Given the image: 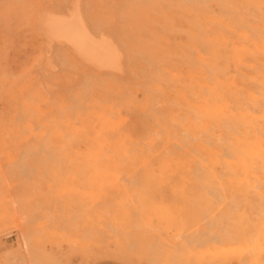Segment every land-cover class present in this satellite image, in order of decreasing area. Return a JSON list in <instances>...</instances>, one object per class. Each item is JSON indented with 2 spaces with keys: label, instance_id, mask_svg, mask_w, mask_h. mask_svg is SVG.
<instances>
[{
  "label": "rangeland",
  "instance_id": "rangeland-1",
  "mask_svg": "<svg viewBox=\"0 0 264 264\" xmlns=\"http://www.w3.org/2000/svg\"><path fill=\"white\" fill-rule=\"evenodd\" d=\"M75 19L89 46L56 36ZM261 75L264 0H0V264H264V146L241 149L264 135Z\"/></svg>",
  "mask_w": 264,
  "mask_h": 264
},
{
  "label": "bare ground",
  "instance_id": "bare-ground-1",
  "mask_svg": "<svg viewBox=\"0 0 264 264\" xmlns=\"http://www.w3.org/2000/svg\"><path fill=\"white\" fill-rule=\"evenodd\" d=\"M254 11V10H253ZM258 14V13H257ZM245 27V26H244ZM54 30H55V34H56V36H66V38H68V40H70L74 45H75V48H76V46H77V48L78 47H81V46H83L84 44L86 45L87 43H88V46H89V43H91L92 41H91V39H89L88 37H87V35H86V33L83 31V29L81 28V26H80V24L77 22V19H75L73 22H71V23H69V24H56L55 26H54ZM249 30V29H248ZM250 32V31H249ZM252 36V35H251ZM256 36V35H255ZM254 36V37H255ZM66 40V39H65ZM198 42V41H197ZM197 42H195V43H197ZM262 42V41H261ZM198 44V43H197ZM197 44H194V45H197ZM199 45V44H198ZM261 48V47H260ZM91 48L89 47V50H90ZM77 51V50H76ZM261 52V51H260ZM95 53V52H94ZM179 53V52H178ZM193 53V52H192ZM91 54V53H90ZM93 54V53H92ZM96 54V53H95ZM248 54V53H247ZM256 54V53H255ZM195 55V54H194ZM168 56V55H167ZM187 56V55H186ZM246 56V55H245ZM92 57H94V58H97V59H99V58H101V53H97L96 55H92ZM170 57V56H169ZM188 57V56H187ZM184 58H186V57H184ZM219 58V57H218ZM198 59H199V63H197V64H200V66L198 67V71H196V72H198V74L200 75V78H201V83H202V85L203 86H205V87H208V82H207V77H206V70L204 69L205 68V62H206V59L201 55V54H199V56H198ZM214 57H212V64H215L214 63ZM154 60V59H153ZM218 60V59H217ZM174 61V60H173ZM179 61V60H178ZM251 61V60H250ZM166 62V61H165ZM253 62V61H252ZM175 63H176V61H175ZM178 63V62H177ZM172 65V64H171ZM183 65V64H182ZM185 65V64H184ZM244 65V64H243ZM159 67V66H158ZM192 67H193V65H192ZM232 67V66H231ZM212 68V67H211ZM214 68H215V71H216V66H214ZM222 68V67H221ZM226 68V67H225ZM191 69V68H190ZM218 69V68H217ZM256 69V68H255ZM258 69V68H257ZM260 69V68H259ZM212 70H213V68H212ZM211 71V70H210ZM260 71V70H259ZM170 72V71H169ZM218 72V71H217ZM138 73V72H137ZM158 73H160V72H158ZM157 73V74H158ZM168 74V73H167ZM170 74H171V72H170ZM212 74V73H211ZM218 74V73H217ZM259 74V73H258ZM148 75H150V74H148ZM244 75V74H243ZM170 76V75H169ZM171 76H172V74H171ZM175 75H173L171 78H172V80H173V78H175L174 77ZM218 76V75H217ZM223 76V75H222ZM252 76V75H251ZM163 76H161V78H162ZM176 77H177V75H176ZM239 77H241V76H239ZM246 77V76H245ZM262 75L260 76V77H255L256 78V80H258V82H260V83H262V87L264 88V81H263V79H262ZM152 78H154V77H152ZM171 78L169 79L170 81H171ZM188 78V77H187ZM214 78H215V76H214ZM163 79V78H162ZM167 79V78H166ZM165 79V80H166ZM182 79V78H181ZM186 79V78H185ZM161 80V79H160ZM159 80V81H160ZM177 80V79H176ZM211 80H213L212 78H211ZM211 80L209 81V82H211ZM167 81V80H166ZM179 80H177V81H175V82H177V83H179L178 82ZM189 81V80H188ZM187 81V82H188ZM137 82V81H136ZM165 82V81H164ZM168 82V81H167ZM171 82H173V81H171ZM184 82H186V81H184ZM255 82V81H254ZM174 83V82H173ZM240 83V82H239ZM166 84V83H165ZM184 84V83H183ZM195 84V83H194ZM209 84H211V83H209ZM120 85H121V83H120ZM160 85V84H159ZM162 85V84H161ZM160 85V87L161 88H163L162 86ZM185 85V84H184ZM189 85V84H188ZM191 85V84H190ZM189 85V86H190ZM249 85V84H248ZM251 85V84H250ZM144 86V85H143ZM173 86V85H172ZM261 86V85H260ZM192 87V86H191ZM226 87V86H225ZM252 87V86H251ZM161 88H160V90H161ZM170 88V87H169ZM183 88V87H182ZM194 88V87H193ZM259 88V87H258ZM196 89V88H195ZM199 89V88H198ZM207 89V88H206ZM165 90H167V89H165ZM190 90H193V89H190ZM200 90V89H199ZM205 90V89H204ZM216 89H214V88H212V87H210V91H211V98L210 99H208V97H207V94L204 92L200 97H199V99L198 98H196L198 101H200V109H198L200 112H198L199 114H201L200 116V118H199V116H198V118H197V120L198 119H201V128L203 129V138L201 137V136H199V137H201L202 138V140H201V142H200V148H201V153L203 154V157H202V160H201V162H200V164L202 163V164H204V166H205V164L206 163H209V164H212V165H215V164H218L219 162H220V158L223 156V155H221V146L218 144V143H213V144H211L212 143V141L210 140V141H208L209 139H212V137H214V136H218V137H220V133L222 132V124L220 123V122H218V120H216L215 119V111H214V109H213V105H215L216 104V101L214 100L215 98V96L217 95V91H215ZM220 90V89H219ZM147 91V90H146ZM148 91H150V90H148ZM188 91V90H187ZM203 91V90H202ZM108 92V91H107ZM176 92V91H175ZM220 92V91H219ZM60 93V92H59ZM146 93V92H145ZM177 93V92H176ZM244 93V92H243ZM258 93V92H257ZM122 94V93H121ZM127 94V93H126ZM147 94V93H146ZM152 94L154 95V92L152 91ZM151 94V95H152ZM189 94L190 93H188V95L187 96H189ZM195 94H197V92L195 93ZM119 94H117V96H118ZM141 95V94H140ZM150 95V94H149ZM191 95V94H190ZM259 95V94H258ZM84 96V95H83ZM119 96H121V95H119ZM175 96H176V94H175ZM194 96V95H193ZM197 96V95H196ZM245 96V95H244ZM85 97H87V96H85ZM116 97V96H115ZM186 97V96H185ZM190 98L192 97V96H189ZM188 97V98H189ZM124 98V97H123ZM157 98H159V97H157ZM174 98H176V97H174ZM177 98H178V96H177ZM176 98V99H177ZM187 98V97H186ZM223 98V97H222ZM243 98V97H242ZM245 98V97H244ZM121 99V98H120ZM193 99V98H192ZM134 100V99H133ZM154 100V99H153ZM175 100V99H174ZM180 100V99H179ZM194 100V99H193ZM249 100V99H248ZM256 100V99H255ZM88 101V100H87ZM122 101V100H121ZM132 101V100H131ZM138 101V100H137ZM157 101H158V99H157ZM190 101V100H189ZM192 101V100H191ZM198 101H195V103L196 102H198ZM102 102V101H101ZM175 102H176V100H175ZM180 102V101H179ZM230 102V101H229ZM237 102V101H236ZM261 102V101H260ZM125 103V102H124ZM139 103H140V101H139ZM154 103V102H153ZM173 103V102H172ZM191 103V102H190ZM194 103V102H193ZM231 103V102H230ZM120 104V103H119ZM123 104V103H122ZM133 104V103H132ZM186 104V103H185ZM245 104V103H244ZM261 104H262V102H261ZM189 105V104H188ZM229 105V104H228ZM231 105V104H230ZM18 106V105H17ZM75 106V105H74ZM102 106V105H101ZM235 106V105H234ZM257 106V105H256ZM106 107V106H105ZM134 107V106H133ZM184 107V106H183ZM188 107V106H187ZM197 107V106H196ZM69 108H71V106L69 107ZM81 107H79V109H80ZM95 108H97V109H95V110H98V107H95ZM115 108V107H114ZM177 108H178V106H177ZM191 108V107H190ZM199 108V107H198ZM230 108V107H229ZM168 109V108H167ZM180 109L183 111V109L180 107ZM193 109H196V108H193ZM247 109V108H246ZM250 109V108H249ZM252 109V108H251ZM86 110V109H85ZM100 110V109H99ZM103 110V109H102ZM110 110V109H109ZM173 110H175V109H173ZM187 110H189V108L187 109ZM179 111V110H178ZM195 112L197 111V110H194ZM193 111V112H194ZM233 111V110H232ZM132 112V111H131ZM174 112V111H173ZM172 112V113H173ZM187 112H189V111H187ZM192 112V111H191ZM190 112V113H191ZM217 112V111H216ZM234 112V111H233ZM108 113V112H107ZM115 114H116V112H114ZM120 113V112H119ZM149 113V112H148ZM190 113H187V114H189V115H191ZM197 113V114H198ZM228 113V112H227ZM109 114V113H108ZM184 114V113H183ZM113 115V114H112ZM172 115V114H171ZM179 115V114H178ZM194 115H196V114H194ZM235 115V114H234ZM110 116V115H109ZM168 116V115H167ZM176 116V115H175ZM219 116V115H218ZM225 116H227V115H225ZM240 116V115H239ZM111 117V116H110ZM180 117V116H179ZM181 117H182V115H181ZM183 117H186V116H183ZM194 117H197V116H194ZM101 118L103 119L104 117L103 116H101ZM112 118V117H111ZM118 118V117H117ZM187 118V117H186ZM219 118H221V117H219ZM234 118H237V117H234ZM243 118V117H242ZM254 118V117H253ZM90 119V118H89ZM165 119V118H164ZM169 119V118H168ZM168 119H167V121H168ZM178 119V118H177ZM181 118H179V120H180ZM183 119V118H182ZM193 119V118H192ZM245 119V118H244ZM45 120V119H44ZM151 120V119H150ZM163 120V119H162ZM189 120V119H188ZM194 120L196 121V122H198V123H196L197 125H199V122L200 121H197L195 118H194ZM93 121V120H92ZM221 121V120H220ZM104 122H105V120H104ZM106 122H107V120H106ZM169 122V121H168ZM167 122V123H168ZM224 122V121H223ZM222 122V123H223ZM149 123V122H148ZM159 123H160V121H159ZM158 123V124H159ZM163 123H165V122H163ZM178 123V122H177ZM144 124H145V122H144ZM153 124V123H152ZM168 124H170V123H168ZM182 124V123H181ZM224 124V123H223ZM251 124V123H250ZM263 124V123H262ZM36 125V124H35ZM165 126L167 125V124H164ZM191 125V124H190ZM224 125H226L227 126V124H226V122H225V124ZM167 126H169V125H167ZM246 126H247V123H246ZM36 127H38V126H36ZM51 127V126H50ZM103 127V126H102ZM156 127H158L157 125H156ZM173 127H174V125H173ZM181 127H183L182 125H181ZM194 127V126H193ZM255 127H256V125H255ZM35 128V127H34ZM97 128V127H96ZM159 128V127H158ZM171 128V127H170ZM169 128V130H171ZM176 128V127H175ZM178 128V127H177ZM191 128V126H189V129ZM247 128V127H246ZM168 129V128H167ZM166 129V130H167ZM182 129V128H181ZM227 131H229V128L227 127ZM254 131H252V134H253V136H249L250 134L249 133H245L244 134V136L242 137V146L244 147H242L240 144V146L242 147L241 149L242 150H246V151H248L249 153H252L253 154V152H255L256 150H258V149H262V147L264 146V143H263V140H261V136H264L263 134H262V130L259 128V129H256V128H252ZM96 130H98V129H96ZM183 130V129H182ZM192 130V129H191ZM224 130V129H223ZM248 130L249 129H246V131L248 132ZM108 131V130H107ZM147 131V130H146ZM197 131H199V130H197ZM226 131V130H225ZM242 131V130H241ZM92 132V131H91ZM114 132H117V131H114ZM168 132V131H167ZM219 132V135H216V133H218ZM243 132V131H242ZM170 133V132H169ZM195 133V132H194ZM200 133V132H199ZM224 133H226L227 134V132H224ZM3 134V133H2ZM103 134V133H102ZM113 134V133H112ZM168 134V133H167ZM170 134H172V133H170ZM169 134V135H170ZM183 134V133H182ZM185 134V133H184ZM153 135V134H152ZM197 135V134H196ZM106 136V135H105ZM116 136V135H115ZM240 136V135H239ZM98 138H99V136H97ZM171 137H172V135H171ZM193 137V136H192ZM206 137V138H205ZM97 138V139H98ZM194 138V137H193ZM196 138V137H195ZM225 138V137H224ZM214 139H217L216 137L214 138ZM223 139V138H222ZM227 139V138H226ZM213 140V139H212ZM238 140V142H239V139H237ZM250 140L252 141V142H250ZM49 141V140H48ZM70 141V140H69ZM90 141H92V140H90ZM110 141V140H109ZM194 141H195V139H194ZM212 145V146H210L209 145V143ZM94 142V141H93ZM130 142V141H129ZM160 142V141H159ZM213 142H215V140L213 141ZM222 142V141H221ZM241 142V141H240ZM110 143V142H109ZM111 143H112V141H111ZM127 143V142H126ZM158 143V142H157ZM72 144V143H71ZM181 144V143H180ZM190 144V143H189ZM95 145V144H94ZM112 145H114V144H112ZM128 145V144H127ZM148 145V144H147ZM185 145H186V143H185ZM225 145V144H224ZM130 146V145H129ZM187 146V145H186ZM237 146V145H236ZM137 147V146H136ZM185 147V146H184ZM255 147V149L256 150H254L253 148ZM110 148V147H109ZM123 148H125V147H123ZM147 148H148V146H147ZM162 148V147H161ZM192 148V147H191ZM103 149V148H102ZM103 150H105V149H103ZM146 150V149H145ZM149 150V149H148ZM52 151V150H51ZM112 151V150H111ZM124 151V150H123ZM234 151V150H233ZM64 152V151H63ZM107 152V151H106ZM119 152V151H118ZM122 152V151H121ZM125 152V151H124ZM158 152V151H157ZM200 152V151H199ZM258 152H260V151H258ZM109 153V152H108ZM151 153V152H150ZM167 153V152H166ZM166 153L164 154V155H166ZM74 154V153H73ZM113 154V153H112ZM130 155L131 154H126V157L129 159L130 158ZM163 154H160V155H158V156H155V157H150V160H149V162H147V161H144V163H149L150 165H159V166H164V165H167L168 163H169V160H170V163H172L173 165H174V161L173 160H171V159H169L167 156H164ZM170 155H172V154H170ZM177 155V154H176ZM180 155V154H179ZM261 155V154H260ZM133 156H134V154H133ZM228 156V155H227ZM103 157H104V154H103ZM102 157V158H103ZM114 157V156H113ZM112 157V158H113ZM132 158V157H131ZM96 159V161H97V157L95 158ZM133 159H135V157L134 158H132V160ZM137 159V158H136ZM99 160V159H98ZM104 160V159H103ZM138 161V160H137ZM95 162V161H94ZM106 164H108V165H111V166H114V164L113 163H110V160H108L107 158H106V162H105ZM133 163V162H132ZM102 163H100V165H101ZM105 164V165H106ZM148 164V165H149ZM191 165H192V163H190ZM129 164H127V166H128ZM176 165V164H175ZM232 165V164H231ZM98 167H101V166H98ZM97 167V168H98ZM143 167H145V166H143ZM213 168V167H212ZM204 172V171H203ZM196 176V175H195ZM213 176V175H212ZM215 176V175H214ZM194 177V176H193ZM195 179V178H194ZM248 182V181H247ZM24 245H25V250H26V252H27V255L29 256V252H28V242H25L24 241ZM25 257H27V256H25ZM26 260V264H30L29 263V260H27V258L25 259ZM24 260V261H25Z\"/></svg>",
  "mask_w": 264,
  "mask_h": 264
},
{
  "label": "crops",
  "instance_id": "crops-1",
  "mask_svg": "<svg viewBox=\"0 0 264 264\" xmlns=\"http://www.w3.org/2000/svg\"><path fill=\"white\" fill-rule=\"evenodd\" d=\"M97 263H99V262H97ZM96 264V263H95Z\"/></svg>",
  "mask_w": 264,
  "mask_h": 264
}]
</instances>
